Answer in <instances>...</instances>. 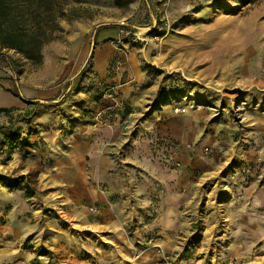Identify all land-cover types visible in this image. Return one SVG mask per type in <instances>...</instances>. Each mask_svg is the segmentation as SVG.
Listing matches in <instances>:
<instances>
[{
	"label": "rangeland",
	"instance_id": "obj_1",
	"mask_svg": "<svg viewBox=\"0 0 264 264\" xmlns=\"http://www.w3.org/2000/svg\"><path fill=\"white\" fill-rule=\"evenodd\" d=\"M70 1L0 59V264H264V0Z\"/></svg>",
	"mask_w": 264,
	"mask_h": 264
},
{
	"label": "trees",
	"instance_id": "obj_2",
	"mask_svg": "<svg viewBox=\"0 0 264 264\" xmlns=\"http://www.w3.org/2000/svg\"><path fill=\"white\" fill-rule=\"evenodd\" d=\"M83 16L85 15L80 8L72 7L70 0H0V59L4 58L6 65L14 72L16 69L12 59L5 53L11 50L21 54L34 66L41 65L43 48L60 30V21H71ZM9 91L26 103L39 104V99L27 98L16 84L15 88ZM59 95L58 92L47 101L54 102ZM3 111L10 113L12 110L4 109ZM9 121L10 124L7 126H0V136H5L15 145L21 137V131L15 126L16 118L13 115H10ZM2 143L5 144L4 141ZM0 178L8 186L14 187L15 183L19 185L26 177L5 179L0 176Z\"/></svg>",
	"mask_w": 264,
	"mask_h": 264
},
{
	"label": "built area",
	"instance_id": "obj_3",
	"mask_svg": "<svg viewBox=\"0 0 264 264\" xmlns=\"http://www.w3.org/2000/svg\"><path fill=\"white\" fill-rule=\"evenodd\" d=\"M151 264H171L170 257L164 252H158V257Z\"/></svg>",
	"mask_w": 264,
	"mask_h": 264
},
{
	"label": "water",
	"instance_id": "obj_4",
	"mask_svg": "<svg viewBox=\"0 0 264 264\" xmlns=\"http://www.w3.org/2000/svg\"><path fill=\"white\" fill-rule=\"evenodd\" d=\"M93 48H94V43L92 44V47H91V52L93 51Z\"/></svg>",
	"mask_w": 264,
	"mask_h": 264
}]
</instances>
